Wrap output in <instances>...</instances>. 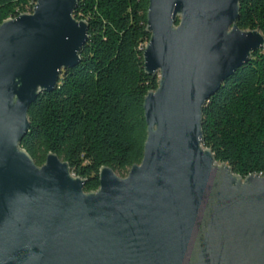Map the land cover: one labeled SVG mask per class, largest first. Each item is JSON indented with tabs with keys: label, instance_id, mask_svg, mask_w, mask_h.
<instances>
[{
	"label": "water",
	"instance_id": "1",
	"mask_svg": "<svg viewBox=\"0 0 264 264\" xmlns=\"http://www.w3.org/2000/svg\"><path fill=\"white\" fill-rule=\"evenodd\" d=\"M240 0H149L142 160L99 187L49 152L20 146L27 112L81 59L88 24L78 0H36L0 24V264H264V175L246 177L202 144V108L253 51Z\"/></svg>",
	"mask_w": 264,
	"mask_h": 264
},
{
	"label": "trees",
	"instance_id": "2",
	"mask_svg": "<svg viewBox=\"0 0 264 264\" xmlns=\"http://www.w3.org/2000/svg\"><path fill=\"white\" fill-rule=\"evenodd\" d=\"M36 0H0V24L31 12ZM149 0H78L74 15L88 24L79 63L63 70L52 91L28 108L29 129L20 146L37 165L49 152L71 173L99 187V170L126 176L142 160L147 124L144 98L158 75L143 70L149 40ZM237 25L264 36V0H240ZM202 144L234 173L264 175V47L225 79L202 108Z\"/></svg>",
	"mask_w": 264,
	"mask_h": 264
}]
</instances>
